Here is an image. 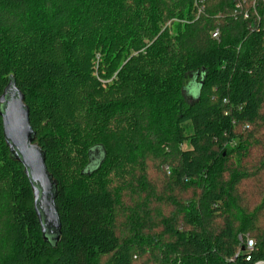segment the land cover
I'll use <instances>...</instances> for the list:
<instances>
[{
    "label": "trees",
    "instance_id": "trees-1",
    "mask_svg": "<svg viewBox=\"0 0 264 264\" xmlns=\"http://www.w3.org/2000/svg\"><path fill=\"white\" fill-rule=\"evenodd\" d=\"M10 83L60 238L0 116V264L264 260L262 0H0V96Z\"/></svg>",
    "mask_w": 264,
    "mask_h": 264
},
{
    "label": "water",
    "instance_id": "water-1",
    "mask_svg": "<svg viewBox=\"0 0 264 264\" xmlns=\"http://www.w3.org/2000/svg\"><path fill=\"white\" fill-rule=\"evenodd\" d=\"M0 116L4 139L12 155L24 166L30 181L42 236L45 241L55 244L60 238V221L55 207L56 181L46 169L43 151L35 143L23 96L11 83L0 96Z\"/></svg>",
    "mask_w": 264,
    "mask_h": 264
},
{
    "label": "built area",
    "instance_id": "built-area-1",
    "mask_svg": "<svg viewBox=\"0 0 264 264\" xmlns=\"http://www.w3.org/2000/svg\"><path fill=\"white\" fill-rule=\"evenodd\" d=\"M263 3H264V0H262ZM244 17L247 18V13L244 14ZM218 34V30L216 29L213 33H212V36L213 37H216ZM254 248V241L253 240H247V253H246V260H249L250 259V252L253 250ZM253 264H264V260H256Z\"/></svg>",
    "mask_w": 264,
    "mask_h": 264
},
{
    "label": "bare ground",
    "instance_id": "bare-ground-1",
    "mask_svg": "<svg viewBox=\"0 0 264 264\" xmlns=\"http://www.w3.org/2000/svg\"><path fill=\"white\" fill-rule=\"evenodd\" d=\"M247 240H249L248 238L246 239V243H245V245L243 246V251L245 252V253H247ZM251 240V239H250ZM254 249V248H253ZM253 251V250H252ZM252 251L249 253L250 254V256H251V253H252ZM246 256V255H245Z\"/></svg>",
    "mask_w": 264,
    "mask_h": 264
},
{
    "label": "rangeland",
    "instance_id": "rangeland-1",
    "mask_svg": "<svg viewBox=\"0 0 264 264\" xmlns=\"http://www.w3.org/2000/svg\"><path fill=\"white\" fill-rule=\"evenodd\" d=\"M108 81H110V79H108ZM186 146H187V145H185V144H184V145L182 146V148H183V149H185V148H186Z\"/></svg>",
    "mask_w": 264,
    "mask_h": 264
}]
</instances>
